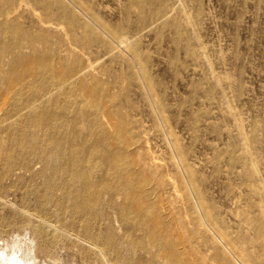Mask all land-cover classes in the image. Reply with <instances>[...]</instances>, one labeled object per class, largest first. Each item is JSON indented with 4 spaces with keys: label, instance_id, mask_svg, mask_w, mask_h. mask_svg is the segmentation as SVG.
I'll use <instances>...</instances> for the list:
<instances>
[{
    "label": "bare ground",
    "instance_id": "1",
    "mask_svg": "<svg viewBox=\"0 0 264 264\" xmlns=\"http://www.w3.org/2000/svg\"><path fill=\"white\" fill-rule=\"evenodd\" d=\"M127 1L124 18L113 23L102 13L104 0H0V186L25 183L23 198L36 208L28 214L41 220L9 245L0 237V264H64L54 255L59 245L91 250L101 264H264V184L251 152L242 161L258 201L257 212L246 220L255 231L260 256L239 246L221 227L200 191L188 190L185 196L189 212L198 214L193 229L188 228L177 208L158 195L165 180L154 183L148 176L146 167H153L154 158L141 156L144 146L137 145L131 122L121 111L124 99L113 92L114 82H103L96 74L95 62L106 54L120 56L123 44L126 60L132 55L130 63L141 56L130 34L133 7L138 10L135 23L141 26L164 19L159 37L165 26L176 25L175 55L183 51L192 57L196 36L188 29V11L175 13L176 1ZM25 6L40 12L36 17L42 27L66 26L65 32L45 31L32 21L25 25L22 15L13 17ZM141 67L146 99L163 123L162 100L151 87L146 63ZM247 142L258 149L255 135ZM137 201H142L138 208ZM151 218L157 219L154 226ZM166 225L171 230H164ZM199 231L214 234V256H208L211 250H197ZM18 251L22 258L13 256Z\"/></svg>",
    "mask_w": 264,
    "mask_h": 264
},
{
    "label": "rangeland",
    "instance_id": "2",
    "mask_svg": "<svg viewBox=\"0 0 264 264\" xmlns=\"http://www.w3.org/2000/svg\"><path fill=\"white\" fill-rule=\"evenodd\" d=\"M174 1L175 13L188 11L192 19L188 27L196 36V51L192 57L183 51L174 54L172 38L176 25L165 26L159 37L157 30L164 19L151 26L149 23L141 26L135 23L138 10L133 7L130 34L141 56L132 57L136 59L134 64L130 63L132 55L126 60L128 53L123 44L120 52L127 55L123 52L120 56L117 53L118 57L102 56L95 62V72L103 82H114L113 92L124 99L121 111L131 122L137 145L144 146L141 156L154 158L153 167H146L148 176L154 183L165 180V185L160 184L158 195L164 196L167 206L176 207L185 225L193 229L198 214L189 212L185 196L188 190L200 191L202 201L213 211L221 227L239 246L255 250V255L260 256L262 249L253 239L255 231L246 220L257 212L258 197L249 186L242 160L245 152L252 153L264 184V0ZM127 5V0H104L101 10L114 23L124 18ZM20 15L25 25L32 21L45 31L59 30L63 34L66 30V26L58 29L53 25H39L40 12L32 6H25L13 17ZM62 38L66 44L65 36ZM76 53L82 55L83 51L77 48ZM143 63L152 77L151 87L162 100L161 113L167 116L163 123L148 96L146 99L148 87L142 82H145ZM6 64L7 58L3 69ZM253 135L259 141L258 149L247 144V139ZM10 182L0 186V199L12 202L0 204V237L7 238L8 245L41 222L32 219L30 214L35 211V205L23 198L25 183L13 187ZM119 200L123 202L124 198ZM156 221L151 218L150 225L154 226ZM166 229L169 230V226L166 225ZM211 233L208 237L200 231L196 235L197 250L204 254L211 250L208 256H214L218 250ZM137 234L142 236L143 233ZM173 234L179 233L173 231ZM143 239L150 244L149 237ZM36 240L41 242L38 237ZM54 251L64 264H101L96 254L81 247L59 245ZM18 252L13 256L22 258L23 252ZM4 254L5 251L2 256ZM141 254L148 257L144 252H137L136 256Z\"/></svg>",
    "mask_w": 264,
    "mask_h": 264
}]
</instances>
